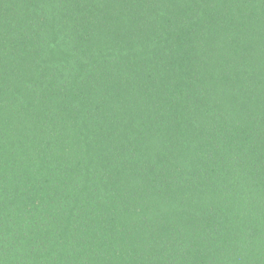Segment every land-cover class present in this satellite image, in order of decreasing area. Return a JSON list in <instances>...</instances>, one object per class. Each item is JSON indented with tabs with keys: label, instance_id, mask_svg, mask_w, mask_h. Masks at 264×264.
Here are the masks:
<instances>
[{
	"label": "trees",
	"instance_id": "1",
	"mask_svg": "<svg viewBox=\"0 0 264 264\" xmlns=\"http://www.w3.org/2000/svg\"><path fill=\"white\" fill-rule=\"evenodd\" d=\"M0 264H264V0H0Z\"/></svg>",
	"mask_w": 264,
	"mask_h": 264
}]
</instances>
